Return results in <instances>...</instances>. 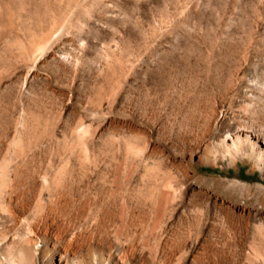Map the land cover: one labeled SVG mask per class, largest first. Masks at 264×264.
<instances>
[{
	"label": "rangeland",
	"instance_id": "rangeland-1",
	"mask_svg": "<svg viewBox=\"0 0 264 264\" xmlns=\"http://www.w3.org/2000/svg\"><path fill=\"white\" fill-rule=\"evenodd\" d=\"M0 264H264V0H0Z\"/></svg>",
	"mask_w": 264,
	"mask_h": 264
},
{
	"label": "bare ground",
	"instance_id": "bare-ground-1",
	"mask_svg": "<svg viewBox=\"0 0 264 264\" xmlns=\"http://www.w3.org/2000/svg\"><path fill=\"white\" fill-rule=\"evenodd\" d=\"M225 139H223V141H224ZM232 144H233V142H232ZM234 145V144H233Z\"/></svg>",
	"mask_w": 264,
	"mask_h": 264
}]
</instances>
